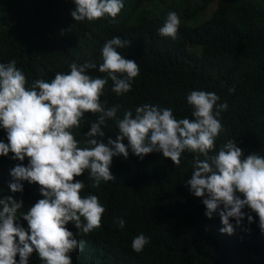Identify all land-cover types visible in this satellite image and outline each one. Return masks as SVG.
Segmentation results:
<instances>
[{
  "label": "trees",
  "instance_id": "obj_1",
  "mask_svg": "<svg viewBox=\"0 0 264 264\" xmlns=\"http://www.w3.org/2000/svg\"><path fill=\"white\" fill-rule=\"evenodd\" d=\"M206 1H216L217 7L209 18L190 26L191 19L205 11L204 0L194 6L183 1L182 10L173 5L161 8V0H122L124 7L114 21L105 16L91 22L73 20V0H0V63L15 60L29 86L36 79L50 82L57 72L68 73L73 62L93 59L99 66L103 44L118 36L131 42L118 51L135 60L140 71L131 91L121 96L111 91L108 80L101 97L105 107L121 105L118 115L122 118L124 110L134 113L135 107L148 103L172 108L177 118L192 119L187 94L212 91L220 97L218 103L228 104L219 117L225 131L216 140L217 150L234 139L245 155L264 156V6L253 0ZM153 3L155 10H140ZM175 9L185 18L180 20L177 39L172 40L160 36L158 29ZM88 71L94 78L106 76L98 68ZM230 88L234 91L229 92ZM96 118L88 113L80 127L72 130L82 147L86 146L84 133ZM104 130L105 143L118 133L114 120L107 121ZM0 141L8 142L3 128ZM12 155H0V197L22 199L20 211H26L43 197L39 186L27 181L22 182V193L11 192L10 170L28 163L27 157L19 161ZM191 161L188 152L182 154L179 165H173L161 153L141 160L129 150L126 160L113 157V181L96 186L87 172L76 177L85 182L81 195H97L105 212L101 227L87 235L67 224L83 242L82 249L71 254L72 264H264V233L256 214L246 207L254 222L249 225L245 218L233 234L222 233L219 216L206 217L201 198L186 186ZM119 218L125 221L123 229L116 223ZM18 222L27 229L22 217ZM140 233L150 242L136 253L131 241ZM29 264L43 262L33 253Z\"/></svg>",
  "mask_w": 264,
  "mask_h": 264
},
{
  "label": "clouds",
  "instance_id": "obj_2",
  "mask_svg": "<svg viewBox=\"0 0 264 264\" xmlns=\"http://www.w3.org/2000/svg\"><path fill=\"white\" fill-rule=\"evenodd\" d=\"M70 15L76 22L95 21L105 16L114 21L124 7L122 0H73ZM212 3V2H211ZM217 7V2L214 1ZM180 19L170 11L158 29L162 37L177 39ZM131 42L114 36L102 48V63L89 59L73 62L68 73L57 72L51 81L36 79L28 85L17 62L0 63V128L7 134V143L0 141V155L28 163L16 164L10 170L13 193L23 192V181L39 186L38 199L26 211L22 199L0 197V264H29L35 253L43 264H72L71 254L82 249L83 242L67 228L72 223L87 235L101 227L105 212L97 195L82 196L87 177L99 186L101 181H113V157L129 156V150L139 159L151 153H161L173 165L181 163L182 154H192L190 179L185 183L190 193L201 198L205 216L218 215L222 233L233 234L247 220L250 225L258 217L264 233V156L247 155L229 139L219 146L216 140L225 131L219 117L228 104L218 103L220 97L212 91L192 90L186 96L191 107L189 119L177 118L172 108L144 103L118 115L121 105L105 107L101 101L108 80L117 96L131 91L140 68L135 60L126 59L118 51ZM105 73L93 77L90 69ZM234 91L230 88L229 92ZM96 114L84 133V144L77 140L73 128H79L86 114ZM114 120L118 129L115 139L104 142L107 121ZM127 143H124V140ZM203 157V158H201ZM23 218L27 229L18 221ZM234 221V223H233ZM116 223L123 229L125 221ZM247 230V229H245ZM150 242L143 233L131 241L134 252L140 253ZM19 257L18 261L16 257Z\"/></svg>",
  "mask_w": 264,
  "mask_h": 264
},
{
  "label": "rangeland",
  "instance_id": "obj_3",
  "mask_svg": "<svg viewBox=\"0 0 264 264\" xmlns=\"http://www.w3.org/2000/svg\"><path fill=\"white\" fill-rule=\"evenodd\" d=\"M183 1H187L191 6H194L196 4H199V3H202L203 0H161V4L159 5L161 8H167L169 5H173L174 8H179L180 10L181 9V4ZM255 3H259V4H256L257 6H260V7H263V1L261 0V3L259 0H253ZM206 3L207 7H205V11L202 12V13H198L196 14L195 18L191 19V21L189 22L190 23V26H194V25H198L200 24L201 22H203L204 20H206L207 18L210 17L211 13L213 12V10L215 9V6L216 4H214V2L210 3V2H207L206 0H204V4ZM156 4L153 3L151 5L147 4L146 6L142 7L140 10L142 12H147L148 10H155V7ZM177 11L176 9L174 11H176V13L178 14L179 16V19L182 20L184 19V14H182L181 12ZM201 50V48L199 49ZM93 253H91L92 255Z\"/></svg>",
  "mask_w": 264,
  "mask_h": 264
}]
</instances>
